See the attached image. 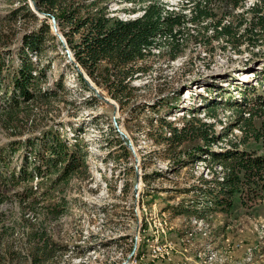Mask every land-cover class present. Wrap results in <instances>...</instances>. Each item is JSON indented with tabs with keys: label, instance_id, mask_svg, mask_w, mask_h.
I'll return each mask as SVG.
<instances>
[{
	"label": "rangeland",
	"instance_id": "rangeland-1",
	"mask_svg": "<svg viewBox=\"0 0 264 264\" xmlns=\"http://www.w3.org/2000/svg\"><path fill=\"white\" fill-rule=\"evenodd\" d=\"M164 1L178 11L188 0ZM255 1L248 0V5ZM25 3L37 18L26 15ZM34 3L0 2L4 83L9 84L19 64L24 37L43 33L42 54L37 58L41 67L50 65V70L39 88L57 95L21 105L10 128H5V113L0 111V155L3 148L11 150L12 143H23L4 170L7 175L19 171L29 155L31 147L25 144L30 139L48 157L49 132L70 149L76 140L87 145L83 150L87 168L80 167L68 182L56 185L54 172L8 189L0 182V199L4 196L0 212L5 216L0 235L8 229L14 238L9 237L11 245L22 253L7 257L3 264H30L26 253L38 243L29 240L31 231L46 233L52 242L49 260L40 264H264V193L254 197L247 191L244 203L234 198L231 209L213 205L209 193L224 174L211 155L199 152L200 147L222 152L234 144L245 149L250 146L242 145L247 137L252 141L254 132L264 134V44L254 50L244 46L236 55L230 47L223 52L221 41L206 48L189 40L175 61L168 54H156L147 62V74L134 83L137 90L130 102L121 108L89 79L95 100L83 89L70 67L73 52L56 17L40 11L37 4L35 11ZM134 8L123 0L109 4L111 15L125 20L142 14L127 13ZM55 22L64 42L55 35ZM44 24L51 34H46ZM189 26L194 36L203 33L202 26ZM207 34L213 35L210 30ZM190 94L193 97L186 100ZM193 117L212 125L209 134L219 140L209 147L200 141L178 146L167 140L170 128L161 124L162 119L192 131L198 126ZM31 161L35 163L36 155ZM27 188L35 192L32 200L37 205L35 212L24 215L16 194ZM24 216L33 226L26 225ZM153 246L161 248L158 254Z\"/></svg>",
	"mask_w": 264,
	"mask_h": 264
},
{
	"label": "trees",
	"instance_id": "trees-1",
	"mask_svg": "<svg viewBox=\"0 0 264 264\" xmlns=\"http://www.w3.org/2000/svg\"><path fill=\"white\" fill-rule=\"evenodd\" d=\"M111 1L35 0L40 11L56 17L73 52L74 63L70 67L83 89L91 92L95 100L96 93L87 83L89 79L107 92L121 108L130 102L137 90L134 83L147 74V62L156 54H168L169 60L175 61L184 52L182 47L189 40L206 48L212 41H221L224 44L220 48L223 52L230 47L236 55L242 54L244 46L254 50L264 44V0H256L251 5H248V0H188L178 11L170 9L164 0H123L135 6L127 13H142L137 18L127 20L111 15ZM22 10L27 16L37 18L27 3ZM220 10H224L221 15ZM240 10L241 12H237ZM231 18L232 20H229ZM189 25L195 28L202 26L203 33L194 36ZM44 26L46 34H51L50 26ZM209 30L213 33L212 38L207 34ZM23 41L24 46L18 53L19 64L13 70L7 86L4 83L5 58L0 56V111L5 113V128H10L8 125L18 117L15 110L24 103L36 98L48 100L57 95H50L53 91H43L39 88L40 84L47 80V72L50 70V65L41 67L37 58L42 54L44 34L35 32L25 36ZM33 56L37 58L36 61ZM58 86L63 89L62 83ZM194 121L198 122V126L192 131H188V126L175 127L163 119L161 124L170 128L171 136L167 140L178 146L188 140H194L204 142L209 147L211 142L219 140L209 134L210 131L213 132L212 125L201 122L196 117H193L192 122ZM189 122L191 120L188 124ZM46 136L45 147L49 156H43L37 143L30 139L25 144L31 147L29 155L23 159L25 163H22L19 171H13L10 175L4 170L7 161L10 156L22 150L23 143H12L11 150L3 148L0 155V182L5 188L31 183L37 178L49 176L52 172L57 174L54 185L66 183L80 167L87 168V151H83L87 145L82 146L81 142L76 140L74 149H70L66 142L59 136H54L52 132ZM251 137L252 141L249 137L243 141L242 145L246 147L250 144L245 149H240L239 145L235 144L231 149L222 152L199 148L201 155L207 153L212 156L213 161L222 167L224 174L221 180L216 181L213 193H209V196L213 197V205L231 209L234 198L243 200L244 203L243 196L247 191L254 197L264 193V151L259 152V149L264 150V134L254 132ZM253 145L260 148L252 147ZM80 152H84L82 156ZM34 155L35 163L29 162ZM16 196L24 215L27 212H35L37 202L32 200L35 197L32 188H27L26 192L17 193ZM3 199L4 196H1L0 201ZM196 212L199 213L198 210ZM201 214L202 212L199 215L203 216ZM200 216L199 218H203ZM4 221L5 216L0 212V225ZM24 221L26 225L33 226L29 217L24 216ZM28 236L30 241L38 240L37 245H33L29 253H26L30 264L49 260L52 242L47 234L31 231ZM9 237L13 238L12 233L3 229L0 235V264H3L7 257L17 258L22 254L21 251L14 250L11 245L13 240L9 241ZM16 255L18 256L15 257Z\"/></svg>",
	"mask_w": 264,
	"mask_h": 264
},
{
	"label": "water",
	"instance_id": "water-1",
	"mask_svg": "<svg viewBox=\"0 0 264 264\" xmlns=\"http://www.w3.org/2000/svg\"><path fill=\"white\" fill-rule=\"evenodd\" d=\"M34 5V9H35V11H37L38 10V8L36 7V4L34 3L33 4ZM135 18V17H134ZM54 32H55V35H57V37L62 41V42H64L63 41V36L59 33V31H58V27H57V24H56V22H55V24H54ZM87 83L89 84V86L91 87V88H93V86L90 84V82L87 80ZM105 101H109L108 99H106V98H103Z\"/></svg>",
	"mask_w": 264,
	"mask_h": 264
},
{
	"label": "built area",
	"instance_id": "built-area-1",
	"mask_svg": "<svg viewBox=\"0 0 264 264\" xmlns=\"http://www.w3.org/2000/svg\"><path fill=\"white\" fill-rule=\"evenodd\" d=\"M199 220H205V219H199ZM196 222V224H198V223H200V222H198V221H195ZM153 252H154V254H158V252L161 250V248L159 247V246H153Z\"/></svg>",
	"mask_w": 264,
	"mask_h": 264
},
{
	"label": "bare ground",
	"instance_id": "bare-ground-1",
	"mask_svg": "<svg viewBox=\"0 0 264 264\" xmlns=\"http://www.w3.org/2000/svg\"><path fill=\"white\" fill-rule=\"evenodd\" d=\"M191 91H189V93H190ZM183 113H181V115H182Z\"/></svg>",
	"mask_w": 264,
	"mask_h": 264
}]
</instances>
